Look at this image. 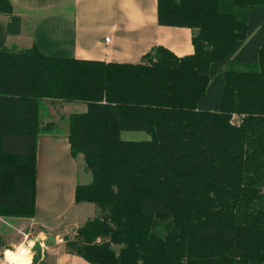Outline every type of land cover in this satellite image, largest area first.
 Masks as SVG:
<instances>
[{"label":"trees","instance_id":"16d2710c","mask_svg":"<svg viewBox=\"0 0 264 264\" xmlns=\"http://www.w3.org/2000/svg\"><path fill=\"white\" fill-rule=\"evenodd\" d=\"M0 15L18 35L9 0ZM158 23L192 29L194 54L159 46L119 64L0 50V217L35 215L38 139L54 126L42 101L78 103L87 112L68 118V140L92 182L76 203L98 215L66 239L69 254L264 264V0H158Z\"/></svg>","mask_w":264,"mask_h":264},{"label":"crops","instance_id":"0c3cea01","mask_svg":"<svg viewBox=\"0 0 264 264\" xmlns=\"http://www.w3.org/2000/svg\"><path fill=\"white\" fill-rule=\"evenodd\" d=\"M9 1L14 15L21 20V31L10 36L7 31L9 17L0 15V50L19 52L20 46L23 49L35 46L49 58L119 64H138L159 46L168 48L179 58L194 54L192 29L159 25L158 0ZM106 38H110V42H106ZM42 102H48L45 124L53 123L54 126L51 132L41 134L38 139L35 215L3 220L20 221L17 231L26 237L30 236V227L40 229L27 249L36 247L46 254L44 262L37 261V264H90L67 252L62 229L64 221L75 212L84 213L95 207L76 203L77 187L90 184L92 176L85 171L84 157L72 156L68 140V118L86 113L87 106ZM85 216L82 224L92 219L91 214ZM80 227L75 230L74 237ZM48 235L55 238L54 245L47 242ZM2 236L0 230V241ZM0 245L4 247L2 241ZM13 245L15 243L8 246ZM33 260L31 255L27 263L32 264Z\"/></svg>","mask_w":264,"mask_h":264},{"label":"rangeland","instance_id":"374dc122","mask_svg":"<svg viewBox=\"0 0 264 264\" xmlns=\"http://www.w3.org/2000/svg\"><path fill=\"white\" fill-rule=\"evenodd\" d=\"M194 32V31H193ZM31 49V48H29ZM20 51L26 50L23 49V47H19ZM19 51V52H20ZM48 103V102H47ZM47 103L43 102L41 104V112H40V120L42 121L43 125L48 121V114L46 113V109H47ZM71 108H75V106H72ZM79 109V108H77ZM244 118V116H239V115H234L233 116V123H237L240 124L242 122V119ZM122 139L123 140H127V141H146L149 140V136L145 133H123L122 134ZM91 209H94L93 211H91ZM88 209V211H85L84 213H79V212H75V214L72 217H69L68 220H65L63 225H62V229H64V236H63V240L66 239H71L72 237H74V232L77 229V227H80L86 218L85 215H90L91 214V218H95L98 215V210L97 208H91ZM2 218V219H1ZM3 219H9L8 217H0V230L1 232H3V236L1 237V241L2 243H4V247H2V245H0V264H9L8 263V258L10 253L14 252L17 253V251L19 252L20 249L22 248H26L28 249V244L29 242H31L32 240H34V238H36L37 234L40 232V229H31L30 227V236L26 237L24 234H22L20 231H17V225L19 224L20 221L17 220H13V223L9 220H3ZM14 219H18V218H14ZM9 223H11L12 225H10ZM24 229V228H23ZM0 241V243H1ZM9 243H15V245L13 246H8ZM116 250H118V248H115ZM29 252V256H28V262L31 261V255L34 256V258H36V264L37 261L38 262H44V260L46 259V254L42 253L41 249H37L36 247H34L33 250L28 251ZM19 257V256H18Z\"/></svg>","mask_w":264,"mask_h":264},{"label":"bare ground","instance_id":"6f19581e","mask_svg":"<svg viewBox=\"0 0 264 264\" xmlns=\"http://www.w3.org/2000/svg\"><path fill=\"white\" fill-rule=\"evenodd\" d=\"M27 255L29 256V252L26 248L20 249L19 252L17 251V253L12 252L9 255L8 263L9 264H28L29 258Z\"/></svg>","mask_w":264,"mask_h":264},{"label":"water","instance_id":"95a60500","mask_svg":"<svg viewBox=\"0 0 264 264\" xmlns=\"http://www.w3.org/2000/svg\"><path fill=\"white\" fill-rule=\"evenodd\" d=\"M47 240L52 244V245H54L55 244V238L52 236V235H48L47 236Z\"/></svg>","mask_w":264,"mask_h":264},{"label":"built area","instance_id":"2783aa9c","mask_svg":"<svg viewBox=\"0 0 264 264\" xmlns=\"http://www.w3.org/2000/svg\"><path fill=\"white\" fill-rule=\"evenodd\" d=\"M105 41H106V42H110V38H106Z\"/></svg>","mask_w":264,"mask_h":264}]
</instances>
